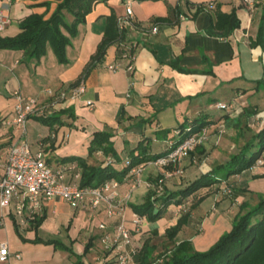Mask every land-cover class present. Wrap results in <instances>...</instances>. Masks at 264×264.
<instances>
[{
  "label": "crops",
  "instance_id": "crops-1",
  "mask_svg": "<svg viewBox=\"0 0 264 264\" xmlns=\"http://www.w3.org/2000/svg\"><path fill=\"white\" fill-rule=\"evenodd\" d=\"M43 1L46 0H0L10 16L1 34L19 33V22L33 12L46 11L50 17L58 1L53 0L50 11L41 4ZM126 1L96 3L67 46V63L59 61L50 44L40 60L21 49L0 48V157L7 155L8 147L20 136L19 128L3 122L13 115L16 90L26 96H42L48 85L68 87L86 79L88 86L82 98L59 105L60 109L73 112H63L64 121L56 124L57 131L35 118L28 122L32 147L46 151L47 160L56 168L78 164L62 160L73 155H81L96 165L102 163L109 156L102 150L91 155L89 150L94 133L101 130L113 135L118 151L113 157L115 166L122 169L139 142H149L152 155L168 151L175 137L171 133L173 128L206 121L210 123L211 138L186 157L183 177L186 179L182 181L176 176L167 187L172 190L184 187L204 174L223 177L221 180L202 187L183 203H174L158 222L145 218L141 229L135 228L136 211L132 203L145 201L149 189L145 183L158 180L160 167L147 165L143 183L136 188H131L132 178L122 181L119 188L121 197L133 191V198L123 203L125 219L133 234L132 243L126 246L129 252L139 251L149 238L162 252V244L156 238L168 239L167 227L174 226L184 215L187 222L181 227L177 241L189 240L195 249L204 251L232 230L245 204L256 206L259 194L264 195V164L248 167L229 178L223 172L215 173L216 167L229 163L232 154L240 153L245 143L264 127V49L262 45H251L263 21L264 2L259 0L256 6L249 7L242 0H131L136 24L126 29V36L130 43L136 42L137 57L133 61L135 69L130 72L109 68L121 53L118 42L108 47L103 58L93 60L107 30V17L115 12L119 21L126 14ZM216 10L236 11L242 24L223 34L216 27ZM67 15L73 19L70 12ZM155 17L162 20L157 21L160 28L153 33L149 24ZM173 61L196 71L181 72ZM89 99L94 100L93 104H87ZM218 101H234L236 110L226 112ZM257 119L259 122L255 124ZM246 124L254 129L250 130ZM220 125L225 132L219 131ZM78 167L82 169L79 164ZM71 177L68 171L67 178ZM178 178L180 184L175 182ZM227 185L234 187L233 193H225ZM102 206L95 211L85 210L72 207L64 198H52L44 202L43 215L20 225L12 210L0 205V247L7 241L10 252L0 264H74L76 256L70 250L56 247V242H49L54 239L84 254L87 264H137L134 256L129 263L116 258L118 250L113 241L121 219L119 215H107V203ZM39 217L43 220L37 227L34 220ZM104 222L107 227L103 229ZM108 234L111 237L105 240ZM88 243L91 250L85 253Z\"/></svg>",
  "mask_w": 264,
  "mask_h": 264
},
{
  "label": "trees",
  "instance_id": "trees-1",
  "mask_svg": "<svg viewBox=\"0 0 264 264\" xmlns=\"http://www.w3.org/2000/svg\"><path fill=\"white\" fill-rule=\"evenodd\" d=\"M57 1L58 3L50 17L47 16L46 11L40 13L33 12L19 22L21 26L19 33L7 36L2 35V32H0V48L10 50L21 49L25 53H29L32 57H36L37 60H40L46 54L47 46L50 44L54 52L57 53L59 61L67 63L69 58L66 50L67 46L72 43V37L78 33L80 25L86 21V16L94 11L96 3L102 1L109 2V0ZM52 3L53 0H46L41 4L46 5V10H49ZM170 8L172 9V7ZM68 12L74 15L72 20L68 18ZM235 12L216 10V27L223 34L233 32L242 24L241 18ZM160 19L162 20L161 17H155L153 21L157 22ZM107 22V30H105L103 40L98 44L97 53L93 60L98 61V59L103 58L106 52H108V47L112 43L118 42V49L121 50V53L117 59H120V61H129L128 58L124 59L125 48L122 46V43L127 39L126 30H120L117 14L115 12L110 14L107 17ZM258 31V35L256 38H253L251 45H262L264 49V17L262 24L259 25ZM181 60L183 61V59ZM173 63L181 72L196 71L192 70V68L179 65L177 61H173ZM87 72L84 73V78ZM63 112L73 111L72 109L65 108L58 110L53 115L35 116L33 118L38 119L43 124L50 125L53 131H57L56 124L64 121L62 119ZM205 125H210V123L202 121L198 124L197 121H193L188 125L178 126L177 128L185 132L190 127V130L186 133L188 134L189 132H198ZM166 132L169 135V131ZM175 134L172 140L175 139L176 143L181 142L186 137L185 134L184 137H181L180 134ZM112 137L113 135L107 130L94 133L92 143L89 145L91 155L102 150L109 156L99 165L90 163L81 155L65 156L62 158L63 161L67 162L76 161L82 167L81 178L83 186H102L104 182L114 178H119L121 181H124L129 178L130 170L135 166L141 165L149 159L153 160L158 158V156L167 155L172 149L170 145L168 151H162L152 155L149 152V142L143 140L131 150V155L126 161L125 168L119 169L115 166V160L110 161V158L118 155ZM245 144V147L240 153L232 154L229 163L216 167L215 169L217 171L215 173L223 172L225 173L224 177L229 178L232 174H241L244 169L255 166L264 151V127L256 133L254 138ZM222 178L204 174L201 178L188 182L184 187H179L174 190L169 189L166 184L165 192L160 194V196L156 198L151 196L142 204L132 203V205L140 216L147 218L149 221L158 222L174 203H183L189 196L198 193L202 187L210 186ZM259 197L260 202L258 205L245 204L243 206L240 213L237 214L238 216L233 223L232 230L225 232L209 249L198 251L189 240L177 241L181 227L187 222V218L184 215L181 216L178 223L166 229L168 242L172 243L171 247L166 245L167 247L164 251L159 252L158 246L152 243L149 238L143 244V248L134 254L135 261H137V264H264V195L259 194ZM42 220L43 218L41 217L34 220L37 227L42 223ZM49 242H56V247L70 250L72 256H76V260L73 262L74 264H87L83 260L84 254L76 252L69 245L65 244V242L57 241L56 239L49 240ZM90 247L91 243H88L85 248V253L91 250Z\"/></svg>",
  "mask_w": 264,
  "mask_h": 264
},
{
  "label": "built area",
  "instance_id": "built-area-1",
  "mask_svg": "<svg viewBox=\"0 0 264 264\" xmlns=\"http://www.w3.org/2000/svg\"><path fill=\"white\" fill-rule=\"evenodd\" d=\"M249 7L257 5L259 0H242ZM264 2V0H263ZM127 11L126 14L119 18L120 30L125 31L129 26L136 24L134 21V7L131 0L126 1ZM10 21V16L6 12L3 5H0V32L5 29L6 25ZM151 32H157L160 28L158 22H152L149 24ZM124 46V59L128 58V63L123 64L120 59L113 62L110 69H126L128 71H134L135 65L134 59L137 57L136 42L130 43L126 41L122 43ZM86 79L81 83L72 84L65 87H53L51 85L43 88L42 96L38 95H23L22 92L16 90L14 96H16V103L14 105L13 115L4 118L3 122L10 127H17L20 130L19 139L16 143L9 146L7 149V155L0 157V196L1 207L10 208L15 214L16 223L25 225L28 219H33L37 215H43L44 202L48 199L64 198L72 207L84 208L85 210H99L104 203L108 206V216H118L121 221L116 227V237L114 238V246L117 248L118 253L116 258L119 262L129 263L133 260L136 252H129L127 250L128 245L133 241V234L131 229L128 228V224L124 215L123 203H128L133 198L132 189L137 185L143 183V172L147 165L160 167L159 180L157 184L158 196L165 192V185L168 180L173 179L176 176L184 177L185 175V162L186 157L191 154L193 150H197L200 144L211 138V131L209 125H205L200 128L196 133H187L190 127L183 132L181 129L176 128L175 133L185 134L186 137L181 142L173 139L170 141L172 147L171 151L166 155L158 156L156 159H149L141 165L135 166L128 177L133 179L131 184V190L126 195L121 197L119 191L122 181L119 178L109 179L103 183L102 186H83L81 172L78 164L72 163L68 168L60 167L56 168L52 163L47 160L46 151L43 149H34L32 143L28 138L29 120L35 116H44L49 114H55L60 110L59 105L61 103H68L72 100L82 98L85 95L87 89ZM92 99L87 101V104H93ZM221 109L230 112L236 110V102H217ZM219 131H224V126L220 125ZM55 136V134H53ZM184 137V136H183ZM114 158H110V161H114ZM264 164V157L260 156L256 165ZM71 171V180L67 178V172ZM150 185V183H148ZM234 192L232 185H227L225 193L230 194ZM133 220L136 229H141L145 224V218L140 216L139 213L134 212ZM101 227H107V223L101 224ZM111 234L105 237L108 240ZM6 241L0 247V261H5L8 258L9 246ZM111 245H107L109 248ZM21 257V255H18Z\"/></svg>",
  "mask_w": 264,
  "mask_h": 264
},
{
  "label": "rangeland",
  "instance_id": "rangeland-1",
  "mask_svg": "<svg viewBox=\"0 0 264 264\" xmlns=\"http://www.w3.org/2000/svg\"><path fill=\"white\" fill-rule=\"evenodd\" d=\"M259 122V119H257L256 120V122L254 121V123L256 124V123H258ZM249 124V123H248ZM248 124H246L245 126H247V127H249V129L250 130H252V129H254V127L252 126V127H250ZM175 128H177V127H175ZM175 128H173V130H172V134L175 136L176 134L174 133V130H175ZM182 136H184V134H182L181 135V137ZM160 146V145H159ZM159 173H160V171H159ZM159 174H158V180H159ZM179 177V176H178ZM181 178V177H180ZM186 178H183L182 177V181H184ZM158 180L156 181V182H150V181H148V183H150V185L148 184V183H145L147 186H148V192H147V194H146V198H145V201H146V199L147 198H149V197H151V196H153V197H157L158 196V190H157V184H158ZM170 180H172V179H170ZM170 180H168V182L166 183V184H168L169 182H170ZM177 184H180L179 182V178H178V180L176 179V181H175ZM155 192V193H154ZM162 238L161 237H157L156 238V242H158V244H162V249H163V251H164V249L167 247V246H169V247H171L172 246V243H169V242H167V240L168 239H164V240H161ZM167 245V246H166Z\"/></svg>",
  "mask_w": 264,
  "mask_h": 264
}]
</instances>
